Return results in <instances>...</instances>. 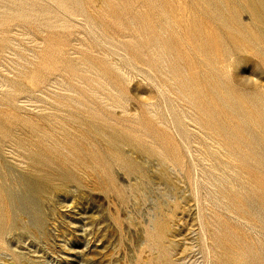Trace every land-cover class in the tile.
Instances as JSON below:
<instances>
[{"label":"rangeland","instance_id":"1","mask_svg":"<svg viewBox=\"0 0 264 264\" xmlns=\"http://www.w3.org/2000/svg\"><path fill=\"white\" fill-rule=\"evenodd\" d=\"M0 264H264V0H0Z\"/></svg>","mask_w":264,"mask_h":264},{"label":"bare ground","instance_id":"2","mask_svg":"<svg viewBox=\"0 0 264 264\" xmlns=\"http://www.w3.org/2000/svg\"><path fill=\"white\" fill-rule=\"evenodd\" d=\"M173 127H174V129H176V128H175V125H173ZM176 133H177V135H178L179 139H182V138H181V136L179 135V133H178V131H177V130H176Z\"/></svg>","mask_w":264,"mask_h":264}]
</instances>
